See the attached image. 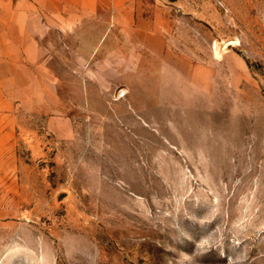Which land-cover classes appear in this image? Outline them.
<instances>
[{
  "label": "rangeland",
  "instance_id": "374dc122",
  "mask_svg": "<svg viewBox=\"0 0 264 264\" xmlns=\"http://www.w3.org/2000/svg\"><path fill=\"white\" fill-rule=\"evenodd\" d=\"M135 2L165 56L96 18L43 39L57 102L15 106L0 264H264V0Z\"/></svg>",
  "mask_w": 264,
  "mask_h": 264
},
{
  "label": "crops",
  "instance_id": "0c3cea01",
  "mask_svg": "<svg viewBox=\"0 0 264 264\" xmlns=\"http://www.w3.org/2000/svg\"><path fill=\"white\" fill-rule=\"evenodd\" d=\"M93 18L106 24V37L144 32V43L155 56L167 53L159 24L136 10L135 0H0V155L16 139L13 121L19 99L36 90L34 97L49 93L57 102L53 89L45 85L52 82L45 36L51 29L76 33Z\"/></svg>",
  "mask_w": 264,
  "mask_h": 264
}]
</instances>
